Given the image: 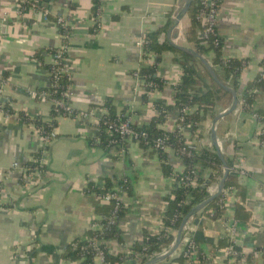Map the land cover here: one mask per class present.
Segmentation results:
<instances>
[{
    "label": "crops",
    "instance_id": "obj_1",
    "mask_svg": "<svg viewBox=\"0 0 264 264\" xmlns=\"http://www.w3.org/2000/svg\"><path fill=\"white\" fill-rule=\"evenodd\" d=\"M183 1L104 0L96 29L93 0H35L48 17L31 11L20 16L19 0H0V73L6 79L4 96L15 111L0 117V264H69L66 254L71 243L85 238L98 218L96 209L101 202L88 188L106 180L112 184L127 180L130 187L118 222L121 239L106 243L111 256L129 258L130 250L142 243L145 234L161 232L166 199L177 189L173 174L186 171L183 160L170 149L167 155L172 172L165 175L163 162L154 150L128 143L121 154V149L98 146L100 142L95 139L108 101L117 114L125 111L138 126L151 124L158 117L155 103L164 101L172 109L157 127L165 132L179 127L180 110L174 98L182 73L176 61L179 55L168 51L161 56L158 76L168 82L162 92L144 97L135 73L144 64L139 41L165 26L170 13ZM58 18H63L71 31L63 63L72 79L71 106L77 113H89V117L57 118L55 138L43 154L44 170L29 177L27 164L44 147V140L34 122H25L18 114L46 123L54 120L52 105L32 99L30 93L50 88V73L38 64L35 55L40 53L46 65L54 64L50 50L59 49L63 42ZM189 26L187 15L173 34L174 42L179 32L186 38ZM217 32L224 40V59L244 61L241 87L253 83L264 71V0H222ZM213 56L211 53L210 58ZM195 65L205 77L207 70ZM257 95L249 113L237 111L221 120L216 129L225 158L236 168L233 175L241 191L231 188L222 218L214 220L200 212L192 220L190 231L198 245V263L180 261L177 251L159 264H236L234 243L241 248L240 264H264V252H256L261 241L258 234L264 232V146L258 141V128L264 127V92ZM228 103L229 98H222L214 114L209 113L196 132L182 128L186 142L198 151H215L211 126ZM15 163L17 167H13ZM209 173L204 171L206 176ZM239 206L245 210L242 218H246L244 213L250 214L247 221L236 219ZM229 249L234 255L228 254ZM141 261L144 259L133 262Z\"/></svg>",
    "mask_w": 264,
    "mask_h": 264
},
{
    "label": "trees",
    "instance_id": "obj_2",
    "mask_svg": "<svg viewBox=\"0 0 264 264\" xmlns=\"http://www.w3.org/2000/svg\"><path fill=\"white\" fill-rule=\"evenodd\" d=\"M201 3L202 0H194L188 12L190 26L186 32V41L193 50L197 51L212 64L217 75L222 79V81H224V83L237 91L239 100H245V104L247 106H245L244 108V113H249L250 108L258 97L257 94L251 92L255 89L260 93L264 92V80L257 78L253 83H250L246 87L242 88L239 83V78L244 68V61L240 59H229L227 61L224 60V40L218 35L217 29L215 30V33L213 35L209 36L208 39L200 37V34L204 29L202 23L198 20L199 11L202 8ZM93 4V15L96 22L95 28L97 29L99 26V19L102 14L104 0H93ZM219 4L221 6L222 0H219ZM171 19L172 13H170L168 22L165 26L157 29L154 32L147 33L144 36L146 39L143 55L144 64L142 65V68L138 72V74L140 81L144 84V97H148V95L154 92H162L168 86V82L167 80L158 76V68L161 62V56L168 51L175 52L179 55L176 61L181 67L182 80L174 88V98L176 100V106L180 110V116L183 119L179 120L180 127H178L173 132H165L157 127L160 123L165 121L166 117L169 114V111L172 109V107L167 106L164 101H158L155 103V108L158 111V117L154 118V120L148 126L140 127V130L146 131L149 135L147 139L149 146L153 145V141H155V139L157 138H167L166 144L176 153L177 156H179L183 160L184 164L186 165V176H189L190 179H194V181L196 182V186L187 185L184 187H177L176 191H174L173 197H168L166 199L167 210L164 214V225L170 230H178L182 221L188 215L191 209L210 197V187L214 184L219 183L223 170V164L218 154L215 151L208 149H202L198 151L195 145H189L183 136L181 127H190L193 132H196L197 130H199L201 122L207 118L208 114H214V111L222 98H229V103L227 104L228 108L231 103L232 97L228 92H226L224 89L213 82L207 71H205L206 76L202 77L200 70L197 69L195 65L196 63L200 64L197 60L186 53L176 50L169 44L168 40L166 39V34L170 26ZM60 31L62 32L64 30ZM216 40H218V44H216ZM57 51L58 49L50 50L52 54L57 53ZM211 53H214V56L210 58ZM152 54L156 55V59L153 64L149 65L146 62ZM35 59L41 67L46 68L49 72H51L52 65L44 64L43 57L40 53L35 55ZM203 69L205 70L204 67ZM59 82L60 86L63 89V87L69 82V76L64 75ZM150 84H153V86H149ZM62 89L47 88L38 89V91H46L48 93H51V98L60 99V93ZM103 108L107 112L105 117L107 125L102 126V128L98 131L95 140H98L100 143L97 144V141H92V143L108 150L111 147V139L115 137V134L111 135L107 130L108 125L120 124L127 118H129V116L126 115L125 111L121 112V114H117L110 101L106 102ZM186 108L191 109V112L185 114L184 110ZM7 110L8 115L15 114V111H13L12 108H8ZM18 116L25 122H34V124L37 126V129L41 132V135L45 137L51 135V133L55 129L57 118L61 116L68 117V115L62 109L55 106H52L51 116L54 120H52L51 123L43 122V120L41 119H30L24 113H19ZM261 139L264 140V135H261ZM123 146L126 149L128 147V144H124ZM141 146L145 149L149 147L145 145L144 142L141 144ZM116 148H118L119 150L121 149L120 146H117ZM45 150H48V146L41 148L36 154H34L33 157L35 159L40 158L42 152ZM156 153L159 155L161 161L163 162L164 174H171L172 171L171 166L168 164L169 158L167 153H164L162 151ZM226 159L230 169V174L227 178L225 189L227 190L235 188L237 191H241V185L235 175H233V173L236 172V168L229 158ZM198 165H202L203 169L197 171L196 167ZM27 169L28 174H31L36 169L44 170V167L33 162H29L27 164ZM205 170L211 172L209 178H207L208 176L204 174ZM195 172L197 173L196 177H194ZM105 183L108 189H110L113 185L110 180H106ZM2 189L3 185L0 183V197ZM88 190L89 192H94L97 195H102L104 192L100 189L95 188L94 183L89 186ZM127 191H130L129 183L127 186ZM223 198L224 195H220L203 211H201L200 214H207L214 220L220 219L225 216V206L223 205V203H221ZM113 210V204H111L110 206H98L96 209V214L98 216H104L108 219L112 216ZM123 211L124 209L120 211L117 222L113 225L110 224L107 219L98 222L94 221V223L103 225L104 229L103 231H95L93 229H90L86 237H97L98 240L102 242L101 246L106 252V260L110 264H144L146 262L145 259L141 262H133L136 259L135 256L125 258L124 256L120 255L114 258L109 254V251L107 249L106 243L108 241L113 239H121L122 232L118 226V222L122 216ZM243 211L245 212V210L241 206H239L236 211V219H238L239 221L243 219L247 221L248 218H250L249 213H244L246 218H242L241 212ZM258 238H261V241L256 248V252H264V232L259 233ZM173 241L174 235L172 234H167L164 232L154 236L145 234L142 243L136 244L133 249L137 253H141L146 256H152L155 253H161L163 249H169ZM221 243L222 242H220L219 246L222 245ZM75 244H78L77 248H75ZM83 245H85V243L79 242V240H75L74 242H72L66 254V258L72 262L80 261L82 257L81 246ZM233 250L238 253V262L236 264H240L242 260L241 248H239L234 243ZM179 260L183 261V258H180ZM89 261H92L91 257L88 258L87 262Z\"/></svg>",
    "mask_w": 264,
    "mask_h": 264
},
{
    "label": "built area",
    "instance_id": "obj_3",
    "mask_svg": "<svg viewBox=\"0 0 264 264\" xmlns=\"http://www.w3.org/2000/svg\"><path fill=\"white\" fill-rule=\"evenodd\" d=\"M19 2H20V7L18 10V13L20 16H24L26 11H31L35 14L43 15V17L49 16L47 12H44L42 9H40V7L35 3V0H19ZM201 5H202V8L199 11L198 20L202 23L204 29H203V32L200 34V37L204 39H208L209 36L213 35L215 33V30L217 29L218 16H219L221 6L219 4V0H202ZM180 8H181V4L175 8L172 14V18L174 17L176 12L179 11ZM56 22L58 24L59 29L64 30V31L62 32L60 31L62 35V40H63L62 46L58 49L57 53L53 54L55 60H54V64H52V70L51 72H49L50 78H51L50 88L51 89H62L59 81L64 75H68L67 72L65 71L63 63H64V60L69 50V41L71 39V32H70L68 23L63 18H58ZM175 42L176 43L179 42V37H177V40ZM215 42L216 44H218V40H216ZM145 43H146V39L145 37H143L139 41V46L143 52V55H144ZM155 59H156V55L152 54L150 55L146 63L151 65L155 62ZM224 60L227 61L228 59L227 60L224 59ZM135 78H136L138 87L144 89V84L140 81L138 72L135 73ZM259 78L261 80H264V71H262ZM177 80L179 84L182 80V73L178 77ZM5 84H6V79L0 73V117L10 116L7 113L8 111L7 109L11 108V105H12L11 101L8 98H5L4 96ZM149 86H153V84H150ZM251 93L257 94L259 93V91L255 89ZM60 95H61L60 99H53L51 98V93H48L46 91H40V92L36 91V92L30 93V96L32 97V99L45 102V103H49L52 106L58 107L62 109L68 115V117H75L77 119H88L89 113L87 112L77 113L71 106V99L73 97V91H72V79L70 77H69V82L63 87ZM245 106H247L245 104V100L244 99L239 100L238 111L242 113L244 111ZM190 112H191V109L186 108L184 110L185 114H188ZM105 117H106V113L98 121L97 123L98 131L102 128V126L107 125V121H105ZM254 117L256 119H259L257 115H254ZM180 120H183L181 116H180ZM140 127L141 126H138L135 124V122L133 121L131 117L127 118L125 121H123L120 124L108 125L107 130L109 131V133L111 135L115 134V137H113L110 141L111 146L113 148L120 146L121 154L125 153V147L123 146L124 144L126 145L128 143H137L141 145L144 142L145 145L149 146V143L147 140L149 135L146 131L140 130ZM261 135H264V127L262 126L258 128V138H259L258 141L262 146H264V140L261 139ZM42 137L44 140V147L48 146L49 143H51V141H53L55 138L54 130L51 133V135L46 136V137L42 136ZM166 143H167V138L165 137L157 138L155 139V141H153V145H150L148 148L156 152L162 151L164 153H167L171 148ZM45 151L42 152V155L40 158H37V159L33 158L32 162L42 166V164L44 163L43 154ZM17 166L18 165L16 163L13 165V167H17ZM38 170L39 169H36L35 171H38ZM34 172H32L31 174H28V176L31 177L34 174ZM196 176H197V173L195 172L194 177ZM28 179L29 178L27 177L26 180L28 181ZM173 179L177 187H184L187 185L196 186V182L194 181V179H190V177L186 176L185 173L181 175L173 174ZM217 185L218 183L210 187V190H209L210 195L216 192ZM127 186H128L127 180H121L117 183H113L110 189L107 188V185L105 182L94 183L95 188L104 191L102 195H98L100 202H101V206H108V205L110 206L111 204L114 205V210L110 218L107 219L104 216H98V218H96V220L94 221L98 222V221L107 219V221H109V223L112 225L117 222L120 211L126 207V199L128 195ZM222 194L224 195V198L221 201V203H223V205L226 206V201L229 198L230 194H232V189H227V190L224 189ZM191 222L192 221H190L187 224L184 239L178 251L180 253V256L188 263H198L200 261L199 256H198V245L190 231ZM91 229L95 231H98V230L103 231L104 228H103V225L93 222ZM163 232L167 234L176 235L177 230H174V229L170 230L166 226H163L159 234ZM79 242L85 243V245L81 246L82 257L80 261H77V262L69 261V264H110L106 260V252L101 246L102 242L99 241L97 237H93V238L85 237L79 240ZM74 246L75 248H77L78 244H75ZM169 249H163L161 253H155L152 256H146L144 254L137 253L134 250H130V253L128 256L130 257L135 256L136 258L147 259L148 261V260L154 259L156 257H159L167 253ZM227 252L229 255H234L233 250L229 249ZM89 257H91L92 261L87 262ZM202 260L207 261L209 260V258H204Z\"/></svg>",
    "mask_w": 264,
    "mask_h": 264
},
{
    "label": "water",
    "instance_id": "obj_4",
    "mask_svg": "<svg viewBox=\"0 0 264 264\" xmlns=\"http://www.w3.org/2000/svg\"><path fill=\"white\" fill-rule=\"evenodd\" d=\"M193 2H194V0H184L183 2H181V8L179 9V11L176 12L174 17L172 18L170 26L168 28L167 40L173 48H175L176 50L181 51L183 53H186V54L192 56L195 60H197L207 70V72L210 75L213 82L216 83L222 89H224L226 92H228L232 97V100H231L229 107L225 111H223L222 113H220L219 115H217L214 118L212 126H211L212 143H213V146L215 148L216 153L218 154L220 160L223 163L224 171H223L222 178L220 179V181L217 185L216 192L214 194L210 195V197L208 199H206L205 201H203L202 203L194 206L191 209V211L188 213V215L184 218V220L182 221V223H181V225L177 231L175 239H174L170 249L167 251V253H165L159 257H156L154 259H151L150 261H148L144 264H159V263H162L165 260L169 259L171 256H174V254L178 251V249L182 245L187 224L190 221H192L198 213L203 211L209 204H211L214 200H216L222 194L223 190L225 189V184H226L227 178L230 174V169H229L228 163L226 161L225 155H224V153L220 147V143H219L218 138H217L216 129H217L218 123L221 120H223L224 118H226V117H228V116H230V115H232L238 111V106H239L238 93L236 90H234L233 88L228 86L226 83H224V81H222L220 79V77L217 75L216 71L214 70L212 64L205 57H203L197 51L193 50L192 48H190L187 45L185 35L182 32H179V42L180 43H176L173 40V34L178 31L179 26L182 23L183 19L188 15V12H189ZM29 21L31 23H33L31 20H29ZM209 177H210V173L208 174L207 178H209ZM178 257L179 256L175 257V259H177Z\"/></svg>",
    "mask_w": 264,
    "mask_h": 264
}]
</instances>
